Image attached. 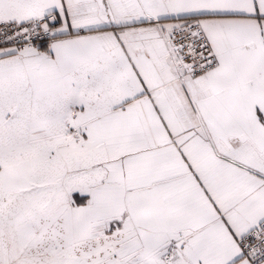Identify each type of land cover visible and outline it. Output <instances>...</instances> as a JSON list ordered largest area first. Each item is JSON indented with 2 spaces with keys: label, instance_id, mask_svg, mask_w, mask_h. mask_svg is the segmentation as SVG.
<instances>
[{
  "label": "snow or ice",
  "instance_id": "1",
  "mask_svg": "<svg viewBox=\"0 0 264 264\" xmlns=\"http://www.w3.org/2000/svg\"><path fill=\"white\" fill-rule=\"evenodd\" d=\"M0 264H264V0H0Z\"/></svg>",
  "mask_w": 264,
  "mask_h": 264
}]
</instances>
